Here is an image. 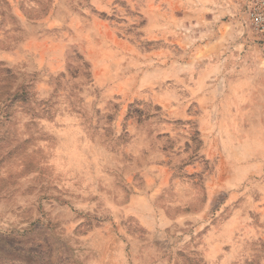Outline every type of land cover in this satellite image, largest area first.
<instances>
[{
    "label": "rangeland",
    "instance_id": "374dc122",
    "mask_svg": "<svg viewBox=\"0 0 264 264\" xmlns=\"http://www.w3.org/2000/svg\"><path fill=\"white\" fill-rule=\"evenodd\" d=\"M246 2L0 0V264H264Z\"/></svg>",
    "mask_w": 264,
    "mask_h": 264
},
{
    "label": "built area",
    "instance_id": "2783aa9c",
    "mask_svg": "<svg viewBox=\"0 0 264 264\" xmlns=\"http://www.w3.org/2000/svg\"><path fill=\"white\" fill-rule=\"evenodd\" d=\"M244 15L249 26L264 39V0H247Z\"/></svg>",
    "mask_w": 264,
    "mask_h": 264
}]
</instances>
